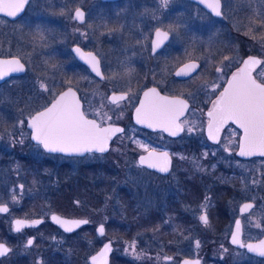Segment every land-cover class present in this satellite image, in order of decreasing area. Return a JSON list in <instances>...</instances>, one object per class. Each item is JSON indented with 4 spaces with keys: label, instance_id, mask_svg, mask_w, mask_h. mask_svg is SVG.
<instances>
[{
    "label": "flooded vegetation",
    "instance_id": "1",
    "mask_svg": "<svg viewBox=\"0 0 264 264\" xmlns=\"http://www.w3.org/2000/svg\"><path fill=\"white\" fill-rule=\"evenodd\" d=\"M32 1L30 0L17 17L11 18L0 13V59L19 57L21 63L25 64L23 73L11 74L0 81V100H22V104L28 107L34 106L35 101L52 99V96H49L50 92L49 94L40 92L41 80L35 76L24 79L28 74V64L20 56V52L27 51L29 48L21 45L20 39L27 40L30 35H34L27 31V25L33 22L32 17L37 16L32 15L29 22H25L21 29L12 26L28 15ZM123 1L96 0L90 7L78 6L76 8H81L84 13V20L82 22L74 20L80 25L93 21L92 26L96 31L116 32L119 29L125 34L126 39H129L131 48L143 47V42L138 46L131 45L136 43L135 37L140 34L137 27V21L143 17L140 0H130V3L126 4ZM248 1L221 0V16H216L198 0L170 1L167 6L161 8V11L168 12L165 19L167 22H176L175 18H180L189 23L187 26L191 31L194 29V35H201L209 29L213 33L219 32L225 36L226 44L219 56L222 63L224 66L228 63L225 57H236L231 60L228 67L223 69L221 79L213 78L214 74H217L211 62L213 59L207 62L202 61L205 55H208L207 53L203 58L194 55L178 58L180 52L184 54L193 46L191 45L193 38L189 42L184 40L181 45H170L172 32L162 25L147 32L145 50L138 59L137 57L134 59L137 72H134L129 80H120L121 83L126 81L129 85L132 83L137 86V82L144 84L136 97H141V94L149 88H155L159 94L177 96L188 102V109L181 118L182 123L187 121L184 124L185 131L176 137L160 130L136 125L132 117L133 109L138 104L135 98L130 103L123 102L122 106L111 105L108 98L113 92L130 93V90L127 87L125 88L128 91L112 88L101 96L95 89L106 82V75L104 62L98 52L77 44L70 47V53L79 71V78L84 79L85 74L87 76L80 89L68 85L77 91L82 110L95 111L97 114L101 110L104 113L108 112L107 115L112 121L116 120V116L122 115V119L116 125L126 131L113 137L109 143V151L106 153L93 152L84 156L43 151L40 145L29 138L30 129L26 126V122L30 115L25 120L24 128H13L9 132V140H11L9 143H4L0 136V205L7 206L9 209L7 213H0V242L6 243L11 249L6 255L0 257V264H37L38 261L40 264H90L89 257L95 254L105 242H111L112 251L108 262L111 264L115 250L114 240L108 238L100 242L103 236L99 235L96 229L101 223L93 222L94 220L91 219H94L93 214L102 211V206L92 203L90 212H87L90 218L82 215L83 205L77 206L79 203H75L79 209L76 214H67L48 204L52 197L60 194V191L59 193L48 191L40 196L35 193L36 179L39 177L37 170L55 169L58 174L63 172L64 175H68L64 171L65 167L61 165L64 164V162L61 163L62 159L78 161L93 156H105L110 152L114 153L112 158L114 162L124 164L134 162L146 176L154 179L145 186V189L144 185L141 188L145 191L141 206L144 219L140 226V230L145 235V239L141 241L142 243L140 242V247L142 245L143 249L140 253L142 258H133L136 254L128 253L124 258L119 256L123 259V264H181L183 259H199L201 264H264V257L249 252L246 247L242 248L231 243V232L236 230V219L241 220L239 238L244 244H257L259 240H264V211H262L264 209V172H259L257 169L259 167L257 163L264 162V156L241 157L238 155L237 145L243 133L242 130H237L238 126L231 121L223 125L216 133L215 140L208 137L206 128V114L212 106L211 102L219 95V91L223 90V86H226V81L231 77L232 72L242 66L243 60L249 56L264 61V48L257 47L252 38L241 39L240 37L241 31L252 36H264V27H260L257 20L256 29L242 28L245 20L249 18L245 13H249L250 10H253V13L258 11L255 8L258 0H251L250 7H248ZM228 4L230 7H227ZM89 9L94 13L92 20ZM204 15L209 17L205 21L202 18ZM237 15L238 19L233 18ZM201 19L204 23H196ZM187 26L184 25L182 31H186ZM157 29L162 33L167 32L169 38L153 52L152 41L157 39ZM103 38L99 41L103 42ZM75 45L85 52L94 53L100 62V76H97L86 63L75 57L72 52V47ZM109 47L111 46L105 43L104 48ZM66 59L67 56L62 54L58 61L62 62ZM188 62H194L200 67L190 76H177V69ZM166 68H170L171 71L165 73ZM262 68L257 66L253 71L254 77L258 80L260 73L264 72ZM63 74L66 77L67 72L64 70ZM216 85L221 87L213 93L211 89ZM114 107L121 109L115 115L111 110ZM89 118L99 119V115L89 116ZM108 123L109 121L106 120L104 125ZM189 127L193 128V131L188 132ZM22 139L24 143H14ZM141 144L144 146L141 147ZM152 148H155L157 152L169 153L170 165L167 172L157 171L138 163V157L151 151ZM77 180L78 184H75V188H66L67 182H63L60 190L65 188L67 194L70 190L74 193L73 196L80 198L94 193L93 188L88 191L87 185L92 186L88 183L89 180L85 177L77 178ZM170 184L171 187L168 186ZM95 187H97V181ZM151 192H155V196L151 195ZM205 197L210 201V206L206 209L202 207L209 202L205 200ZM245 204H252L253 207L241 212ZM202 214L207 215V224L199 220ZM53 215L87 219L90 223L75 228L69 233L51 219ZM16 219L25 220L29 224L35 220L42 222L34 227H23L20 233H16L13 223ZM256 222L260 223V228L254 227ZM148 225L151 227H147ZM152 227H158L157 238L147 242L149 241L147 235L153 236V233L148 231ZM31 237L35 238L34 244L27 246V239ZM196 241L200 242L198 247ZM166 257L172 260L168 261Z\"/></svg>",
    "mask_w": 264,
    "mask_h": 264
},
{
    "label": "rangeland",
    "instance_id": "2",
    "mask_svg": "<svg viewBox=\"0 0 264 264\" xmlns=\"http://www.w3.org/2000/svg\"><path fill=\"white\" fill-rule=\"evenodd\" d=\"M94 1L96 0H33L29 7L28 15L12 25L16 29H21L25 22H29L32 15L37 16L36 18L32 17L33 22L27 25V31L34 35H30L27 40L20 39L21 45L29 48L27 51H21L20 56L28 64V74L24 79L35 76V78L41 80L40 83L43 82L48 89H51V91H43V93L47 92L49 94L50 92L49 96L53 97L59 89L68 85L79 87L80 89L83 80L87 79L86 74L84 79L82 77L79 78V71L70 53V47L73 44H77L85 48L95 49L102 62H104L106 82L96 87L95 91H98L102 96L112 88L129 89L130 93L136 96L144 84L137 82V86L132 83L129 85L128 82L124 81L121 83L120 80H129L133 73L137 72L134 59L136 57L138 59V56L142 55L145 50L147 32L155 27H162V25L166 26L164 27L165 29H169L172 32L170 45H181L184 40L189 42L193 38V43L191 44L193 46L184 54L180 52L178 58L193 55L203 58L207 53L209 56L205 55L202 61L207 62L213 59L211 62L215 66V71L217 68H221L222 71L225 68L222 59L219 57L223 52V46L226 44L225 36L219 34V32L213 33L209 29L201 35H194V29L191 31L189 26H187L189 23L180 20V18H175L176 22H167L165 19L168 12L161 11V8L167 6L168 3L163 5L161 0H140V8L143 14L142 19L137 21L140 34L135 37L137 38L136 43L131 45L138 46L143 42V47L131 48L128 43L129 39H126L125 34L120 32L119 29L116 32L96 31L95 27L92 26L93 21H89L85 25L75 22L72 18V11L81 5L90 7ZM129 1L124 0L123 3H130ZM170 1L178 0H168V2ZM248 3V7H250L251 0ZM227 7H230V5L228 4ZM255 8L258 10L256 13H253V10L245 13L248 14L249 18L245 20L243 29H256L258 22L260 27H264V0H258ZM88 12L91 14L92 20L94 18L93 10L89 9ZM202 18L205 21L209 17L204 15ZM233 18L238 19V15ZM203 19L197 20L196 23H204ZM183 24L187 26L185 28L186 31H182ZM245 33L243 31L240 32L241 39L252 38L257 47H260V49L264 48V39H262L264 36H252ZM40 35L45 37L43 41L40 40ZM218 35L220 37H216ZM101 38L104 39L103 42L99 41ZM105 43H108L111 47L108 49L104 48ZM62 54L66 55L67 59L61 62L58 59ZM235 57L230 58L233 60ZM53 65L56 67L53 68ZM64 70L67 72L66 77L63 74ZM164 71L168 73L171 69L166 68ZM221 73L219 75L214 74L213 78L221 79ZM213 82L215 83L216 79ZM47 101H35L34 106L28 107L22 104V100H0V136L3 142L9 143L11 141L9 140V132L13 128H24V126H20V122L23 121L25 123L26 118ZM113 155L114 153L110 152L105 156H93L79 159L78 161L62 159L61 163L64 162L65 165H61L65 167L64 171L68 175H64L63 172L58 174L55 169L41 168L37 170L39 177L36 179L35 193L40 196L44 192L55 191V193H59L60 191V194L52 197L48 204L67 214H76V211H79L77 206L82 204V215L90 218L91 216L87 212H90L91 204L102 206V211L95 213V215L93 214L94 219H91L94 220L93 222L104 223L105 225V233L100 242L108 238H113L114 240L115 250L111 264H123L121 257L124 258L128 253L140 254L143 252L142 245L140 247V242L145 239L144 233L140 230L144 219L143 207L141 208L143 205L142 198L145 194V186L154 179L151 176H146L145 172L141 171L134 162L125 164L118 161L114 162L112 160ZM257 164L259 172H264V162L259 161ZM80 177H85L89 180L88 183L93 187L90 185H87V187L88 191L91 188L94 189L92 195H83L80 198L73 196L74 193L70 190L68 191L69 194H67L65 188L60 190L63 182H67L66 188H75V184H78L77 178L79 179ZM94 180L97 181V187H95L96 181L94 182ZM143 185L144 189L141 190ZM168 186L171 187V184ZM14 188L16 187L14 186ZM151 195L155 196V192H151ZM90 197H93V199H90ZM75 203H79V205L75 206ZM147 227H151V225ZM157 228L152 227L148 230L153 233V236L149 237L150 234L147 235L149 239L147 242L156 240ZM133 245L134 249L131 247ZM125 249H128L127 253H125ZM120 261L122 262L119 263Z\"/></svg>",
    "mask_w": 264,
    "mask_h": 264
},
{
    "label": "snow or ice",
    "instance_id": "3",
    "mask_svg": "<svg viewBox=\"0 0 264 264\" xmlns=\"http://www.w3.org/2000/svg\"><path fill=\"white\" fill-rule=\"evenodd\" d=\"M30 0H3L0 4V13H5L8 17H17L21 13ZM207 8L211 10L216 16H221V0H200ZM163 5H167L168 0H161ZM73 19L80 21L84 20V13L77 8ZM246 35L248 33H245ZM157 39L152 41V50L155 52L165 41L168 40L169 34L162 33L159 29L156 30ZM40 40L43 41L45 37L40 35ZM255 38V37H254ZM264 39V38H262ZM76 53L81 54L82 50L77 47ZM81 58H85L81 55ZM87 61L91 65V69L97 76L101 75L99 68V61L92 54H87ZM225 67H228L231 58L225 57ZM257 66L264 67V61L249 56L243 60L242 66L238 67L236 71L232 72L231 77L227 79L226 86L219 91V95L212 101L211 108L207 111V131L210 139H216V133L220 131L221 126L231 121L238 126L237 130H242L243 135L239 138L238 155L241 157H251L254 155L264 156V72L260 73V79L254 77L253 71ZM53 68L56 66L53 65ZM200 65L196 63L184 65V70L177 72V76H190L194 73ZM25 64L21 63L19 57H12L11 59H0V79L9 76L11 73L23 72ZM222 69L217 68L216 73L219 75ZM221 85H216L211 89L215 93ZM41 93L43 91H51L46 85L41 82L39 84ZM138 100V106H135V124L146 125L148 128H158L160 131L168 133L172 137H176L179 133L185 131L184 124L187 121L181 122V118L185 115V110L188 109V102L181 100L178 97H164L160 96L155 88L148 89L143 93V97H136L132 93H121L117 95L115 92L108 98L111 105H121L123 102H131L133 99ZM113 115L120 112V107L111 109ZM97 118H89V116ZM122 119V115L116 116V120L112 121L111 117L102 110L99 114L95 111L87 112L82 110L80 101L76 96L73 88L68 87L67 91L61 92L53 96L51 100L39 106L38 110H34L27 119V127L30 129L29 138L40 145L43 151L48 153H67L84 156L88 153H106L109 151V142L117 134L125 133V129L115 126ZM109 121L108 126H104L105 121ZM195 122H193L194 124ZM20 126H24V122H20ZM188 132L193 131L189 127ZM23 135V133H22ZM24 143V140L14 141ZM144 145L141 144V147ZM169 153L167 151L157 153L155 148L148 153V156H139V164L156 169L162 172L168 171ZM21 187H23L21 185ZM206 201L209 198L205 197ZM13 203L15 199L13 198ZM210 201L202 205L203 208H208ZM252 204H245L241 208H252ZM9 211L7 206L0 205V213H7ZM264 211V209H262ZM57 224L75 225L80 228L83 225L90 223L89 220H73L60 221V219L53 215L51 217ZM199 220L204 224L208 223L206 214L199 216ZM40 220L32 221L30 224L25 220L16 219L14 223V231L20 233L23 227H34L41 223ZM236 230L231 232V243L246 247L249 252L256 253L264 257V240H259L257 244H244L239 238V231L241 228V220H235ZM254 227L260 228L259 222L254 224ZM65 232L74 231L73 227L66 226ZM96 231L103 236L105 233V225L101 223ZM34 237L27 239V246L34 244ZM199 241H196V246H199ZM134 249V245L131 246ZM11 249L7 247L6 243L0 242V257H3ZM112 251L111 242L104 243L100 251L91 257L94 264H108L105 255ZM128 249H125V253ZM99 258V259H98ZM136 259H141L140 254H136ZM168 261L172 258L166 257ZM37 264H40L38 261ZM182 264H201L199 259H184Z\"/></svg>",
    "mask_w": 264,
    "mask_h": 264
},
{
    "label": "water",
    "instance_id": "4",
    "mask_svg": "<svg viewBox=\"0 0 264 264\" xmlns=\"http://www.w3.org/2000/svg\"><path fill=\"white\" fill-rule=\"evenodd\" d=\"M199 2H200V0H198ZM3 3V0H0V4H2ZM201 3V2H200ZM203 5H205V4H203ZM206 6V5H205ZM77 9V8H76ZM75 9V10H76ZM81 11H82V9L81 8H79ZM75 10H74V15H75ZM83 12V11H82ZM2 14H5V13H2ZM20 14V13H19ZM18 14V15H19ZM6 15V14H5ZM11 18H14V17H11ZM77 21H79V22H82V21H80V20H77ZM77 47H79V46H73L72 47V52H73V54L75 55V57L78 59V60H80V61H82V62H84V63H86L88 66H89V68L91 69V65L88 63V61H87V54L88 53H92V52H85V51H83L82 50V48L81 47H79L81 50H82V53L81 54H78V53H76V51H75V49L77 48ZM93 55H94V53H92ZM81 55H83L85 58H81ZM95 56V55H94ZM191 63H194V62H188V63H186V64H191ZM186 64H183L182 66H180L178 69H177V71H176V73L177 72H180V71H182V70H184V65H186ZM92 70V69H91ZM24 71H25V68H24ZM23 71V72H24ZM23 72H16V73H11V74H21V73H23ZM10 74V75H11ZM8 77V76H7ZM180 77H186V76H180ZM6 78V77H5ZM5 78H3V79H5ZM3 79H0V81H2ZM68 87H71V88H73L72 86H68ZM68 87H66V88H64V89H62L61 91H59L58 93H57V95L59 94V93H61V92H64V91H67V88ZM149 89H152V88H149ZM73 90H74V92L76 93V96H77V98H78V94H77V91L73 88ZM117 95H119V94H121V93H116ZM112 95V94H111ZM160 96H164V97H169V98H173V97H177V96H168V95H163V94H159ZM143 97V93L141 94V98ZM178 98H180V97H178ZM79 99V98H78ZM181 100H184V99H182V98H180ZM80 101V100H79ZM80 105H81V102H80ZM136 106H138V104L136 105ZM132 117H133V121L135 122V108L133 109V112H132ZM26 126H27V122H26ZM104 126H108V124H105ZM115 126H118V125H115ZM142 126H144V127H147L146 125H142ZM119 127V126H118ZM223 127V125L221 126V128ZM148 128V127H147ZM207 128V127H206ZM148 129H151V130H159L158 128H148ZM208 132V131H207ZM166 133V132H165ZM110 143V142H109ZM239 150L240 149H238V152L237 153H239ZM150 152V151H149ZM149 152H147V153H145V154H141V155H143V156H148V153ZM157 153H159V152H157ZM63 154H67V153H63ZM67 155H76V154H67ZM140 155V156H141ZM257 156H260V155H258L257 154ZM138 163H139V157H138ZM170 163V162H169ZM168 163V165H167V167H168V169H169V164ZM141 165V164H140ZM145 165H147V164H145ZM148 166V165H147ZM155 170H157V171H160L158 168H156ZM55 216H57L59 219H60V221H73V220H84V219H81V218H68V217H63V216H59V215H55ZM22 220V219H21ZM61 226H63L64 228L66 227V226H70V227H73V229H75L76 228V226L75 225H71V224H69V225H64L63 223H61L60 224ZM105 243H108V242H105ZM103 247V245L100 247V249ZM100 249L95 253V254H93V255H96L99 251H100ZM110 253L111 252H109V253H107L106 255H105V259L109 262V255H110ZM93 255H91L90 257H89V262H90V264H94V262L93 261H91V257L93 256ZM99 259V258H98ZM184 260V259H183ZM183 260L181 261V264H182V262H183Z\"/></svg>",
    "mask_w": 264,
    "mask_h": 264
}]
</instances>
